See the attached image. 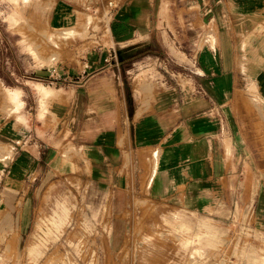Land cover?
<instances>
[{"label":"crops","instance_id":"crops-1","mask_svg":"<svg viewBox=\"0 0 264 264\" xmlns=\"http://www.w3.org/2000/svg\"><path fill=\"white\" fill-rule=\"evenodd\" d=\"M14 1L44 14L0 11L1 248L69 168L212 216L246 185L264 220V0ZM81 35L97 46L72 47Z\"/></svg>","mask_w":264,"mask_h":264},{"label":"rangeland","instance_id":"rangeland-1","mask_svg":"<svg viewBox=\"0 0 264 264\" xmlns=\"http://www.w3.org/2000/svg\"><path fill=\"white\" fill-rule=\"evenodd\" d=\"M1 1L0 11L10 19L15 12L44 14L40 7L14 8V0L3 8ZM61 35L51 39L55 48ZM69 42L79 48L98 44L85 35ZM46 43L40 34V52ZM67 170L29 201V231L17 249L0 247V264H264V220L253 200H237L246 185H231L235 198L212 216L137 193L126 199L122 184L90 183L88 169ZM32 244H39L35 254L29 252Z\"/></svg>","mask_w":264,"mask_h":264},{"label":"built area","instance_id":"built-area-1","mask_svg":"<svg viewBox=\"0 0 264 264\" xmlns=\"http://www.w3.org/2000/svg\"><path fill=\"white\" fill-rule=\"evenodd\" d=\"M115 56V53H114V48L112 46H109L108 47V55L106 56L105 60L106 61H109L111 60L113 57ZM52 73H55L56 72V68H52L51 70ZM56 75H57V72H56Z\"/></svg>","mask_w":264,"mask_h":264}]
</instances>
